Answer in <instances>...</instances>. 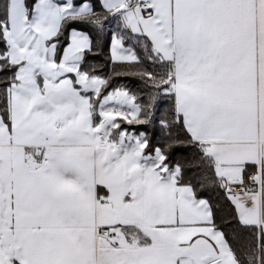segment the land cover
<instances>
[{
    "label": "snow or ice",
    "instance_id": "6c2138e0",
    "mask_svg": "<svg viewBox=\"0 0 264 264\" xmlns=\"http://www.w3.org/2000/svg\"><path fill=\"white\" fill-rule=\"evenodd\" d=\"M0 264H264V0H0Z\"/></svg>",
    "mask_w": 264,
    "mask_h": 264
},
{
    "label": "trees",
    "instance_id": "16d2710c",
    "mask_svg": "<svg viewBox=\"0 0 264 264\" xmlns=\"http://www.w3.org/2000/svg\"><path fill=\"white\" fill-rule=\"evenodd\" d=\"M106 59V55L101 59V63L103 62V60ZM121 83H129L131 85V81H121Z\"/></svg>",
    "mask_w": 264,
    "mask_h": 264
}]
</instances>
